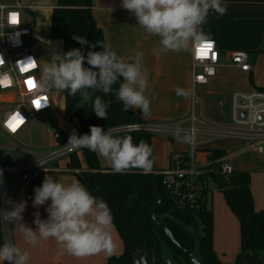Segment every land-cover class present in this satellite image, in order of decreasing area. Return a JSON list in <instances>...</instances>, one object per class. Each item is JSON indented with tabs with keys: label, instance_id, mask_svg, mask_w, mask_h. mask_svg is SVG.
Masks as SVG:
<instances>
[{
	"label": "crops",
	"instance_id": "crops-1",
	"mask_svg": "<svg viewBox=\"0 0 264 264\" xmlns=\"http://www.w3.org/2000/svg\"><path fill=\"white\" fill-rule=\"evenodd\" d=\"M228 5L225 15L219 16L211 12L207 24L203 29L211 37L210 41L215 43L219 55V67L213 78L206 85L196 86V91L202 100L203 115L212 122L222 123L220 114L224 109L229 110V98L234 92H251L257 88H264V54L257 51L264 50V0H222ZM4 3V2H0ZM10 3V2H9ZM54 7V1L48 6ZM111 8L112 11L109 9ZM91 16L104 34L105 42L109 43L118 55L129 58L137 51L144 53V66L149 73L147 95L151 99L150 114L142 115L140 110L133 109L134 114L143 122L176 124L185 127L189 113V97L192 78V52H168L157 57L152 53L154 47H158V37L147 35L143 29L137 26L135 16L122 8L121 0H93ZM50 18V14H49ZM48 18V26H49ZM139 45V47H137ZM246 52L249 57L250 72L245 73L239 69L230 67V56L235 52ZM199 71V70H197ZM252 78V83L249 81ZM36 78V75H35ZM37 80V78L35 79ZM177 87L186 89L188 95L177 96ZM49 95V94H48ZM53 108L51 111L36 117L15 137H2L0 135V165L23 166L35 162L40 155L58 147L54 135L61 131L69 139L72 133L70 119L64 114L62 98V116L67 120H61L57 102L49 95ZM19 94L17 91L0 92V121L2 116L17 104ZM9 105H11L9 107ZM74 120V119H73ZM64 121V122H63ZM76 122V120H75ZM75 131L78 135L76 122ZM201 137H196L200 141ZM167 143H163V141ZM227 142V141H226ZM154 166L160 171L172 165L179 156L188 151L187 146L178 140L166 139L164 137L151 139ZM224 141L209 140L199 145L195 153V161L199 166H207L209 150L220 149L225 152L228 162L234 171L246 172V168L252 164L264 166V156H260L252 150H247L243 144L228 142L236 145L237 149L228 153L221 144ZM97 154V153H96ZM100 167L110 168L108 164L101 162L102 157L97 154ZM61 161V160H60ZM67 159L61 161V168H51L40 171L45 175H51L55 179L69 182L75 179L72 172L65 168ZM85 171V170H84ZM36 174V173H34ZM33 174V175H34ZM24 180V173L5 174L8 182L0 185V210L10 208L4 203V195L15 202L27 201V207L22 214L23 222L36 230L34 213L38 210L41 219H46L48 213L45 211L48 204L39 208L33 207L32 200L26 193V187L30 179ZM68 177L69 181H64ZM252 177V176H251ZM261 185H256L252 178L250 180V191L253 197L255 211L264 212V172L259 174ZM210 190V183L208 185ZM218 193V194H217ZM208 193L206 197L207 207L212 213V249L221 263H233L234 258L240 251V229L239 223L226 205L221 193ZM14 225L0 223V245L5 238H10L14 243L20 244L30 252L29 264H106L110 257H119L124 250L123 243L113 231L116 244L112 254L99 253L87 257H75L68 254L54 239L41 240L35 247L24 244L21 234L12 230ZM4 264H8L7 261Z\"/></svg>",
	"mask_w": 264,
	"mask_h": 264
},
{
	"label": "clouds",
	"instance_id": "clouds-1",
	"mask_svg": "<svg viewBox=\"0 0 264 264\" xmlns=\"http://www.w3.org/2000/svg\"><path fill=\"white\" fill-rule=\"evenodd\" d=\"M121 6L135 16L137 26L147 35L159 38L158 47L152 49L157 57L168 52L194 53L201 45L207 46L211 37L203 25L207 24L210 11L223 16L228 10V5L222 0H121ZM73 39L81 45L88 44L82 36H73ZM97 45L101 51L94 50ZM89 48L92 50L86 54L80 48L63 53L53 50L41 69L37 91L42 95L53 91L66 92L72 97L79 93L82 103L90 102L95 115L104 120L108 118L107 109L112 101H105L94 94L114 92L124 111L136 109L144 116L149 115V73L144 66V53L137 51L134 56L125 58L102 40L89 45ZM30 60L33 59L27 61ZM0 61H4L2 56ZM117 84L119 86L114 91ZM175 92L177 96L188 95V91L180 87ZM47 105H35L34 108L40 110ZM174 135L185 143H191L195 130L185 132L177 126ZM67 145L72 149L87 148L96 152L113 173L125 174L139 169L148 174L153 170V148L143 140L133 143L131 135L113 136L110 131L91 125L90 134L77 135L73 129ZM64 181H69V178L65 177ZM2 183L3 171L0 170ZM34 193L33 207L39 208L50 201L45 209L48 213L46 219L40 218L38 210L34 213L36 230L23 222L27 201L15 202L5 194L4 203L10 208L0 210V223L14 225L12 230L21 234L24 244L35 247L41 240L54 239L75 257L113 253L116 247L113 214L103 198L94 196L77 179L63 182L51 175L44 176L42 185L35 187ZM29 260L30 252L10 238L6 237L0 245V264L5 261L8 264H29Z\"/></svg>",
	"mask_w": 264,
	"mask_h": 264
},
{
	"label": "trees",
	"instance_id": "trees-1",
	"mask_svg": "<svg viewBox=\"0 0 264 264\" xmlns=\"http://www.w3.org/2000/svg\"><path fill=\"white\" fill-rule=\"evenodd\" d=\"M92 7L93 0H55L54 8L50 12L48 39L60 42L61 53L72 48H80L86 54L87 51L92 50L89 45L100 40L105 41L103 31L97 27L91 16ZM77 35L84 37L88 44L81 45L74 40L73 36ZM94 50L101 51L102 48L97 45ZM258 53L264 54V50L257 51L256 54ZM249 81L252 83L251 77ZM118 86V84L114 85V91ZM254 90L264 91V88L255 87ZM61 95L64 114L67 118L76 120L78 135L90 134L91 125L100 126L105 130L143 122L133 110H123V104L117 102L114 92L109 95L100 92L94 94L100 95L105 101H112L107 109V120L95 115L90 102L82 103L79 93L75 97L69 96L66 92ZM224 111L227 112L226 109ZM56 134L58 146L67 145L68 138L65 134L61 131ZM126 135H131L135 144L143 140L152 147V136L148 133L131 132L114 136ZM80 152L86 162L85 171H81L78 157ZM208 152L209 165L206 167L208 173L205 179L222 194L226 205L239 223L240 251L233 263H221L212 249V213L206 204L209 188L198 211H181L172 206L161 185V177L155 174L158 170L154 165L153 170L148 174H143L139 169L119 174L113 173L110 168L100 167L96 152L87 148H82L78 153L68 156L65 168L69 171H80L71 174L94 196L103 198L112 211L114 229L123 243L124 250L119 257H110L106 264H133L132 247L142 250L145 244H147V261L150 260V254L155 249L154 264H164L165 259L177 262L183 258L184 255L176 244L196 254L200 264H264V212L255 211L249 187L250 176L246 172L234 170L230 175L216 173L219 166L215 165V161L223 158L225 152L220 149ZM44 176L43 173H36L28 182L26 193L30 200L34 198V188L42 185ZM153 177L157 181L161 196V204L155 210L154 219L150 216L155 203ZM196 223L201 226V236L195 233ZM160 224L169 229L176 244L167 238L159 227Z\"/></svg>",
	"mask_w": 264,
	"mask_h": 264
},
{
	"label": "built area",
	"instance_id": "built-area-1",
	"mask_svg": "<svg viewBox=\"0 0 264 264\" xmlns=\"http://www.w3.org/2000/svg\"><path fill=\"white\" fill-rule=\"evenodd\" d=\"M34 8L24 6L19 1L0 3V56L4 60L0 61V92L17 91L19 94L17 104L7 111L0 121V134L5 138L15 137L29 121L53 108L49 95L47 93L42 95L37 91V80H35L37 64L31 55V49L24 47L23 44V38L30 37L31 32L30 29L22 26L21 15L23 11ZM36 8L51 12L54 7ZM29 58L33 60L27 61ZM219 66V55L213 41L208 42L207 46L201 45L194 53L192 52L193 73L189 113L185 120L187 126H179L180 122L176 124L140 122L105 129L113 136L141 132L148 133L152 137H164L180 142L183 141L174 135L177 126L185 132L195 130L192 142H183L188 148L186 154L176 158L168 168L155 172L161 177V185L172 206L177 210L195 212L202 206L209 185L205 179L208 173L206 167L209 164L203 167L196 163L195 153L199 145L209 140L238 142L247 150L264 156V91L232 93L229 98L227 123L212 122L203 115L202 100L196 91V86L206 85L208 80L215 76ZM229 66L245 73L250 72L248 54L243 51L232 53ZM29 81L32 82L31 86ZM34 101H38L41 106L45 103L48 105L36 110ZM196 137L202 139L196 141ZM54 138H57V134ZM81 149H72L69 145L58 146L40 155L30 165L9 167L0 165V170L3 174L22 172L24 180H27L34 173L48 170V167L56 161L67 159L70 154L77 153ZM215 165L219 166L216 173L221 175H230L233 172L228 157L218 159Z\"/></svg>",
	"mask_w": 264,
	"mask_h": 264
},
{
	"label": "rangeland",
	"instance_id": "rangeland-1",
	"mask_svg": "<svg viewBox=\"0 0 264 264\" xmlns=\"http://www.w3.org/2000/svg\"><path fill=\"white\" fill-rule=\"evenodd\" d=\"M15 1H19L24 6L35 7L34 9H29L27 11H23V15H21V24L23 27L30 29V32H31L30 37L23 38V44H24V47L31 49V55L34 57L35 62L37 64V68H38V70L36 72V78L38 80L40 75H41V69L43 68L44 63L50 59V55L53 52V50L61 52V44L58 41H50L48 39V18H49V14H50L49 10L38 9L36 7L48 6L51 3H53V1L55 4V0H0V2H4V3H9V2L13 3ZM47 94H49L50 96L53 97V99L56 100L57 106H58V109L60 112L59 117L61 120H64L67 123V120L64 118L65 116L64 117L62 116L63 115L62 114V95L60 93L55 92V91H53L51 93H47ZM10 106L11 105H9V107ZM227 120H228V113L227 112L220 114V121H223L222 123H227L228 122ZM69 121H70L71 125L74 126V127H72V131L74 128L77 129L75 120L70 119ZM156 138H161V137H152V139H156ZM163 143H167V142L164 140ZM0 144H2L1 140H0ZM221 145L227 149L228 153H232V152H234V150L237 149L236 145L228 144V142H226V141H224V143H222ZM78 157H79L80 164H81V171L86 170V168H87L86 162H85L81 152L78 153ZM61 161L60 160L56 161L55 164L51 166V168L56 167V168H59L60 170L63 169L60 166ZM101 162L104 164H108L104 160V158L101 159ZM107 166H109V165H107ZM246 168H248V170H250L248 172V174L250 176V180L252 178V181L256 185L260 186L262 182L260 180L259 174L264 172V166H261L259 164H252L250 166H247ZM7 177L8 176H5V174H3L4 183L8 182ZM209 193H214V194L217 193V190L212 185V183H210V192ZM195 233L197 234V236H201V226L199 223H196ZM235 258H234V260H235Z\"/></svg>",
	"mask_w": 264,
	"mask_h": 264
},
{
	"label": "water",
	"instance_id": "water-1",
	"mask_svg": "<svg viewBox=\"0 0 264 264\" xmlns=\"http://www.w3.org/2000/svg\"><path fill=\"white\" fill-rule=\"evenodd\" d=\"M153 192L155 195V203L150 211V216L152 219H154V214H155V210L160 206L161 204V196L159 194V187L157 184L156 179L153 177ZM159 227L161 228V230L165 233V235L167 236V238L173 243L176 244V242L174 241L169 229L164 226L163 224H160ZM157 234L155 233V236ZM176 246L180 249V251L185 254L187 256V258L190 261V264H200L198 262V259L196 256H193L189 251H187L186 249H184L183 247H181L180 245L176 244ZM133 248V256H132V261L133 264H154V259H155V249L152 251L151 253V259L150 261H146L145 260V256H146V252H147V244H145L144 248L141 250L138 247H132ZM166 264H171L170 262H167ZM177 264H186L185 262H181V263H177Z\"/></svg>",
	"mask_w": 264,
	"mask_h": 264
},
{
	"label": "flooded vegetation",
	"instance_id": "flooded-vegetation-1",
	"mask_svg": "<svg viewBox=\"0 0 264 264\" xmlns=\"http://www.w3.org/2000/svg\"><path fill=\"white\" fill-rule=\"evenodd\" d=\"M147 253V252H146ZM191 253V252H190ZM193 256H196L197 257V255L196 254H194V253H191ZM147 255V254H146ZM184 255V257L183 258H180L177 262L175 261H172V260H170V259H165L164 260V264H166L167 262H170L171 264H177V263H181V262H185L186 264H190V261H189V259L187 258V256L185 255V254H183ZM150 259H151V254H150ZM197 259H198V257H197ZM145 260H146V256H145ZM147 261V260H146ZM148 261H150V260H148ZM199 262V261H198ZM200 263V262H199Z\"/></svg>",
	"mask_w": 264,
	"mask_h": 264
},
{
	"label": "snow or ice",
	"instance_id": "snow-or-ice-1",
	"mask_svg": "<svg viewBox=\"0 0 264 264\" xmlns=\"http://www.w3.org/2000/svg\"><path fill=\"white\" fill-rule=\"evenodd\" d=\"M199 51V50H198ZM29 85L31 86V81L28 82ZM34 104H36L37 106H39V102L38 101H34ZM18 123V122H17ZM13 127V130H15V125L12 126Z\"/></svg>",
	"mask_w": 264,
	"mask_h": 264
}]
</instances>
